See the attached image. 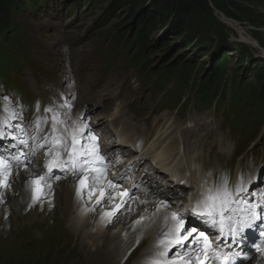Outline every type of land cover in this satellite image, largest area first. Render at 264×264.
Masks as SVG:
<instances>
[{
	"label": "rangeland",
	"instance_id": "1",
	"mask_svg": "<svg viewBox=\"0 0 264 264\" xmlns=\"http://www.w3.org/2000/svg\"><path fill=\"white\" fill-rule=\"evenodd\" d=\"M214 3L217 7L232 10L237 18L228 17L210 3L212 12H192V22L188 20L189 24L179 36L169 32L167 18L157 22L147 38L143 52L148 54V58L142 60L145 61L143 65L133 61L138 38L132 18L141 9L146 12L156 9L157 1L146 0L136 7L127 3L118 4L115 0H34L22 3L20 10L11 16V29H18V41L13 47L7 45L9 58L2 67L4 76L0 85L9 80L11 85L24 93L48 96L53 93L52 84L76 90L80 100L98 99L103 106H110L106 114L98 116L97 113L101 122H112L120 114L132 116L134 111L141 115L140 125L155 124L158 139L167 149L170 145L174 152H181L185 144L187 159H200L210 151H234L235 147L241 158L246 156L255 161L254 156L257 155L264 159V112L258 119L249 117V123L252 122L250 128H231L226 121L228 113L224 106L217 108V104H209L198 110L193 107L191 99L194 89L184 86L180 91L175 80L157 81L152 74L155 69L187 61L197 63L192 77L199 82L223 55L219 48H224L228 51L229 64L223 81L228 93L233 73L249 81L253 79L254 69L264 68V50L255 44H261L264 49V0H216ZM120 33L124 38L115 43V37ZM125 40H131L129 48ZM198 63L202 68L198 67ZM169 93H175L174 99L167 102L164 99ZM178 96L181 100L175 104ZM2 101L5 100L0 87ZM9 184L12 185L11 182ZM98 186L87 191V196L80 197L79 205H84L81 211L96 213L98 208V217L108 212L113 214V222L108 227L110 230L106 228V222L101 228L105 239L92 237L87 240L95 245L102 244L103 240L109 241L107 249L112 250L110 257L103 260L101 256L100 264H130V257L141 254L146 244L155 242L153 238L157 235H153L154 222L145 224L149 226L147 229L145 225H139L136 230L132 225L137 218L139 222L143 219L147 223L156 209L144 212L138 207L137 216L130 221L134 235L125 239L133 232H130L131 229L122 231L117 219L121 213L135 212L130 207L131 203L138 205L141 201L129 198L130 201L125 203L117 194L120 189L111 188L109 199L105 203L97 202L92 210L94 203H89L92 198L96 200ZM2 197L8 198V194L4 191ZM143 201L154 202L161 209H157L159 213L154 221L163 214L170 217L173 212L171 209L174 207L170 208L160 199L147 198ZM29 207L33 210L29 211L27 207L20 211L13 207L0 210V264H84L86 256H83V263H76L78 257L72 251L71 224L61 223L57 212L49 218L35 202H31ZM176 209L179 208L176 206ZM22 210L26 211L24 216L17 224L14 223L12 219L21 215ZM32 211L35 219L24 220ZM77 214L75 212L73 216ZM98 225L99 221L90 225L86 232L95 236L99 232ZM112 232L127 243L134 240L135 249L129 248V245L126 251L123 244L118 248L114 243L117 239L110 243ZM144 237L146 240L139 243V239ZM149 237L152 239L147 242ZM129 251H132L131 256Z\"/></svg>",
	"mask_w": 264,
	"mask_h": 264
},
{
	"label": "snow or ice",
	"instance_id": "2",
	"mask_svg": "<svg viewBox=\"0 0 264 264\" xmlns=\"http://www.w3.org/2000/svg\"><path fill=\"white\" fill-rule=\"evenodd\" d=\"M3 111H9V109L4 108ZM48 111H51V109ZM15 117L16 114L13 111L9 116L0 120V139L6 137L7 134L3 131V128L11 126L9 121ZM52 120L51 138L44 137L45 143L38 145L39 148L43 149L46 144H51V147H48L45 153L46 156L50 157L45 165L49 172L54 168H63L66 165H70L75 172V168L79 164L81 171L87 173L88 168L84 167V165L90 162L87 159L81 160L82 157L95 156L97 159L103 160V157L99 155L98 145L94 143L97 138L91 134L88 124H82L79 129L69 130L65 128L64 132L68 133V135L57 136L55 135L57 132L55 127L56 117H53ZM37 129L39 130V123L37 124ZM86 130L89 134V144L81 143L83 133ZM13 139H16V137H13ZM20 143L26 144L27 142L20 140ZM33 154H35V150H33ZM9 159H18V157L9 158L0 155V187L3 188L10 187V184L7 183L8 177L11 175ZM43 180L44 177L40 176L33 180L32 183L38 184ZM81 183H83V180ZM108 183L115 188L112 181H108ZM244 191H247V189L244 186L243 179H241L238 186L230 189L228 180L225 178L220 187L206 190L203 194L204 198L198 200L192 208L194 216L206 218L212 225L218 227L219 239L216 241L209 240L205 232L199 231L195 227L187 228L185 218L177 212H171L170 217L166 216L164 218L166 231L162 233V238L157 242L159 250L151 254L146 264H207L209 260L213 259L218 264H239L240 261L248 260L249 257L240 249V246L248 239L246 230L254 228L256 221L264 224V214L255 210L258 207L264 209V196L261 197L260 204H249L248 208L245 209V211L251 210L249 219H238L233 215L236 209L232 205L236 203V197L239 193ZM101 196H103V192ZM169 219L171 223H169ZM226 226L227 232H225ZM260 234L264 236V229L261 230ZM261 243H264V241ZM213 245H215L214 248ZM221 245H224L227 251H224ZM253 246L259 251H264L255 243ZM173 248L178 250L173 256H169L168 253ZM234 248L237 250H233Z\"/></svg>",
	"mask_w": 264,
	"mask_h": 264
},
{
	"label": "trees",
	"instance_id": "3",
	"mask_svg": "<svg viewBox=\"0 0 264 264\" xmlns=\"http://www.w3.org/2000/svg\"><path fill=\"white\" fill-rule=\"evenodd\" d=\"M34 0H0V80L3 79V65L9 58L8 47L18 41V29H11V16L20 10L22 3H29ZM87 1V0H86ZM116 3H127L130 6H139L146 2V0H115ZM151 1V0H150ZM157 1L156 9L153 11H141L133 14L132 22L136 23V29L134 30L138 38V49L133 57V61L143 65L145 61L142 60L148 58V54L143 52L147 44V38L150 32H153L156 28L157 22L168 19L169 32L176 35L183 33L185 25L192 22L190 15L194 13H210L212 12L213 4L214 8L221 10L228 17H235L232 10L217 7L214 1L216 0H153ZM194 12V13H192ZM189 15V16H188ZM189 20V22H188ZM7 31L9 32L7 34ZM124 38L123 33H120L115 37V43H118ZM127 48H129L131 40H125ZM133 42V41H132ZM243 45V44H241ZM244 46V45H243ZM223 51V55L218 58L213 68L205 76H203L199 82L193 80L192 73L197 66V63H189L183 61L177 65L173 64L165 66L163 69H155L152 74L155 75L154 80H175L180 91L184 86H189L194 89V93L191 99H193V107L200 110L204 106L209 104H217L216 107L224 106V110L227 111L226 121L231 128L242 126L250 128L252 122L249 123V117L254 119L260 118L264 112V68L254 69L253 79L247 81L242 80L237 73H233L230 80V92L226 93L224 74L226 72V66L229 64L227 60L228 51L224 48H219ZM219 55V54H218ZM240 59L243 60L240 57ZM198 63V67L200 68ZM202 68V66H201ZM221 88V89H220ZM230 93V94H229ZM175 93H169L164 100L167 102L174 99ZM181 94V93H179ZM182 96V95H181ZM181 96L176 97L175 104L181 100ZM164 104V101L162 102ZM183 105V104H182ZM181 105V106H182ZM246 107L245 109H243ZM233 113V116H230ZM249 126V127H248Z\"/></svg>",
	"mask_w": 264,
	"mask_h": 264
},
{
	"label": "bare ground",
	"instance_id": "4",
	"mask_svg": "<svg viewBox=\"0 0 264 264\" xmlns=\"http://www.w3.org/2000/svg\"><path fill=\"white\" fill-rule=\"evenodd\" d=\"M255 44L257 47L261 46V44H259V43H255ZM261 48H262V46H261ZM98 88H101V87L98 86ZM101 90H102V88H101ZM109 108H110V106L100 105L96 111L101 116V115L106 114L105 111H108ZM163 146L165 148L163 151H166L169 154V158H172L173 154H176L179 152V151L174 152L173 147H171L170 145H169L168 149H167L166 145L163 144ZM186 149L187 148H186L185 144H183L182 150H181L182 155H185ZM190 161L193 163H196V161H199V159L193 157V158H190ZM10 171H11V175L8 177L7 183L11 182L12 185L8 188L0 187V208H1L0 210L4 211L7 209V207H13L15 210L20 211L21 209L27 207V209L29 211H31L33 209H31L29 207V204L31 202H35L36 206H38L39 208H41L45 212H47L46 215L49 218H53L55 212H57L56 214H58V217H59L61 223L69 222L71 224V228H70L69 233H70V238H71L72 251H73L74 255L76 257H78V259L76 260V263L77 262L83 263V256H86V260H85L84 264H100L102 262L101 256H102L103 260L108 259L110 257L112 250H111V248L107 249V244L109 241L107 242V241L103 240L102 244L99 243L98 245L96 244L97 245L96 246L94 243L92 244L91 242H89L90 240H87V239H90L92 237H93V239L103 237L104 234L101 235V232H100L101 228H102L104 222H106V225H108L106 228L108 230H110L108 227L111 226V223L113 222V220L111 219V216L113 214L111 215V213L107 212V214L105 216H99L98 217V213H99L98 208H96V213H94L92 211L86 212L85 210L81 211L82 206H84V205L83 204L79 205L80 197L82 195H84V197L87 196L88 195L87 191L91 190L93 186H97V185H100V186H98L97 191L95 192V194H97L96 195L97 198H96V200H94V198H92V201L89 203V205L92 202L94 203L93 207H92V210H93L95 204L98 201L100 202V204L103 202L105 203L106 199L107 198L109 199V194H110V191L112 188L108 183L102 182L101 180H94L90 176L89 173H82V174H79L76 176H68L64 179L57 180L56 183L52 182V181L47 182L46 180H43V181H40L38 184H33L32 181L37 179L38 177H40V174L36 173L33 168H31V167L30 168H24V169H22V168H11ZM82 180H83V183H81ZM106 186H109L108 189L106 188ZM4 191L6 194H8V198H4V197L1 198V193ZM102 191H104L103 196H101V194H100V192H102ZM90 193L92 194V192H90ZM117 194H119L120 199L122 198V200L125 203H128V201H130L129 198L124 197V196H127V194H125L124 190H117ZM124 199H126V200H124ZM122 200H120L121 204H122ZM138 201H140L139 198H138ZM141 203H143V205ZM141 203H139L138 205L137 204L133 205L131 203L130 207L131 208L133 207L134 208L133 211L135 210V212L132 211L133 213H127V212L123 213V214L121 213L120 214L121 216L119 215L120 217L117 219V221L121 223L122 231L127 230V229H131L130 221L134 217L137 216V213L139 212L138 207L141 208V211L144 210V212H147L150 209L151 210L156 209V211L153 214V217L151 219H148L147 223L143 222V219L141 222L138 223L139 218H137L132 226H133V228H135L137 230L139 225H145V224H148L150 222H154L153 227L155 229H154L153 235L155 233L157 235L153 238V241L155 240V242H152L148 245L146 244V246L142 250L141 254H139L135 258L130 257V261H131L130 264H146V261L151 256V254L158 251L157 242L160 238H162V233L164 231H166L165 219H164L166 217L165 214H163L160 217V219L154 221L155 220L154 218H156V215L159 213V211H161V209H159L155 205L154 202L149 203L146 201H141ZM172 203H174L173 205H175V206H172ZM168 206L170 208L174 207L173 209H171V211H173V212L177 211L176 203L173 200L168 202ZM25 212L26 211L22 210L20 212L21 215L17 216L15 218V220L13 218L12 221L17 224V221H19L20 218H22L24 216L23 213H25ZM75 212L78 214L76 216H73V213H75ZM32 215H34L33 211L31 213V215L26 217L24 220H28V218H29V220H34L35 217H33ZM42 215L44 216V214H42ZM141 217H142V213H141ZM46 220H48V219H46ZM98 221H99V225H98L99 228L98 227L97 228H98L99 232L97 231L98 233L95 236L88 234L86 232L87 228L90 225L97 223ZM3 223H6V222H3ZM28 223H29V221H28ZM31 223H33V222H30L29 224H31ZM169 223H171L170 219H169ZM7 224L8 223H6V225ZM144 228L147 229V228H149V226L145 225ZM187 228H192V227H187ZM148 230H150V229H148ZM134 231H135L134 229H131L130 232H133V233L130 236H125V239L133 236ZM152 232H153V230H152ZM153 235H151V236H153ZM118 237L119 236L117 235L116 232H112L111 238H110V243H111V240L117 239L118 241L114 240V243L118 245V248L120 246H122V244H123L126 251L131 247H134V249H135L134 240H131L127 243V242L123 241V239L122 240L118 239ZM151 239H152V237L147 238V242L150 241ZM145 240H146L145 237L142 239H139V243H142ZM91 241H93V240H91ZM90 243H91V245H90ZM129 245H130V247L128 248ZM132 251H129L130 252L129 256H131ZM122 252H123V250H122ZM248 264H264V253L257 254Z\"/></svg>",
	"mask_w": 264,
	"mask_h": 264
}]
</instances>
